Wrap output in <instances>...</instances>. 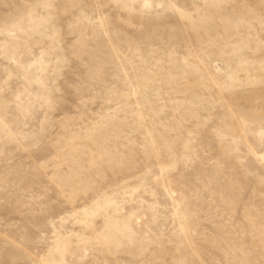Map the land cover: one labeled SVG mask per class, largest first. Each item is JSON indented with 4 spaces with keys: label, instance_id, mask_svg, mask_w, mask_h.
Instances as JSON below:
<instances>
[{
    "label": "rangeland",
    "instance_id": "obj_1",
    "mask_svg": "<svg viewBox=\"0 0 264 264\" xmlns=\"http://www.w3.org/2000/svg\"><path fill=\"white\" fill-rule=\"evenodd\" d=\"M0 264H264V0H0Z\"/></svg>",
    "mask_w": 264,
    "mask_h": 264
}]
</instances>
